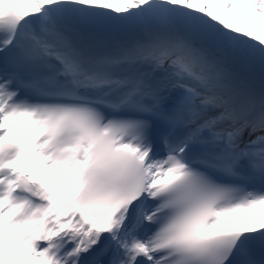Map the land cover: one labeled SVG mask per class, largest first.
<instances>
[{
    "label": "snow or ice",
    "instance_id": "1",
    "mask_svg": "<svg viewBox=\"0 0 264 264\" xmlns=\"http://www.w3.org/2000/svg\"><path fill=\"white\" fill-rule=\"evenodd\" d=\"M0 264H264V0H0Z\"/></svg>",
    "mask_w": 264,
    "mask_h": 264
}]
</instances>
